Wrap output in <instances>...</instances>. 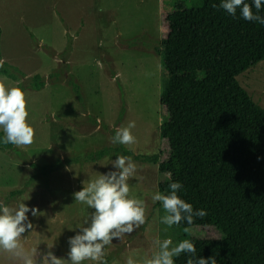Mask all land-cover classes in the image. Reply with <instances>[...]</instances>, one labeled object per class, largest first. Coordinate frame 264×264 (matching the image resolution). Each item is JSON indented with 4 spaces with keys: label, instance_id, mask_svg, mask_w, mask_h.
I'll return each mask as SVG.
<instances>
[{
    "label": "rangeland",
    "instance_id": "1",
    "mask_svg": "<svg viewBox=\"0 0 264 264\" xmlns=\"http://www.w3.org/2000/svg\"><path fill=\"white\" fill-rule=\"evenodd\" d=\"M202 0H0V61L17 67L29 116L35 130L31 146L0 149V202H24L42 213L22 234L26 248L37 249L35 264L51 251L70 264V240L90 224L94 209L75 202L74 193L90 180L118 170L116 147L135 155L159 154L169 145L163 130L169 114L162 103L165 46L197 45L207 25L200 15ZM46 82L31 88L35 75ZM253 100L264 108V61L238 76ZM6 87H19L0 75ZM179 132L215 133L217 108L180 106ZM134 122L136 142L113 144L116 129ZM2 130V129H0ZM3 131V130H2ZM113 149L100 159L90 156ZM129 157V156H127ZM136 165L129 178L130 198L144 201L146 223L105 247L107 264H145L158 252L156 239H220L216 227L168 228L152 196L168 178L154 163L131 157ZM13 189H24L10 197ZM88 224H85V218ZM0 264H23L0 251ZM85 264H99L87 261Z\"/></svg>",
    "mask_w": 264,
    "mask_h": 264
},
{
    "label": "trees",
    "instance_id": "2",
    "mask_svg": "<svg viewBox=\"0 0 264 264\" xmlns=\"http://www.w3.org/2000/svg\"><path fill=\"white\" fill-rule=\"evenodd\" d=\"M221 0H202L200 15L207 25L201 30L197 45L165 46V79L162 103L169 118L163 137L169 145L163 160L159 154L135 155L123 146L117 153L157 164L168 178L159 184V192L169 193V184L180 182L178 195L207 215L194 217L192 224L180 228L216 227L220 239L191 241L196 256H214L217 264H264V108L256 103L240 84L238 76L264 61V24L244 20L237 9L229 15L219 5ZM254 14L264 17V0L257 13L253 0H245ZM216 5V7H213ZM17 67L7 62L0 75L18 82L24 90ZM31 88L40 90L46 82L35 75ZM196 105L217 108L215 133L179 132L177 108ZM4 136L0 130V140ZM1 150L18 149L0 143ZM113 149L104 148L91 159H100ZM24 189H13L10 197ZM190 254L174 258V264H186Z\"/></svg>",
    "mask_w": 264,
    "mask_h": 264
},
{
    "label": "clouds",
    "instance_id": "3",
    "mask_svg": "<svg viewBox=\"0 0 264 264\" xmlns=\"http://www.w3.org/2000/svg\"><path fill=\"white\" fill-rule=\"evenodd\" d=\"M253 4L258 13L262 0H253ZM219 7L233 17L239 8L244 20L264 24V17L254 14L252 7L245 3V0H221ZM2 66L3 61H0V67ZM28 116L26 95L22 88H8L4 83H0V129L4 133L0 143L16 148L31 146L34 143L35 130L27 122ZM134 127L135 123L129 122L127 126L116 129L111 142L120 145L134 144L136 140L131 132ZM112 163L118 172L102 174L74 193L76 203L86 205L87 208L94 209V212L91 214L90 224L88 218H85V224L88 226L82 227V234H77L70 240V264H85L87 261L107 264L103 259L105 247L110 245L114 238L120 239L123 234L130 235L146 223L144 201L129 196L128 180L135 174L136 165L131 157L127 156H117ZM168 187V194L156 192L152 196L153 203L160 202L165 212V215L160 217L162 224L168 228L179 225L182 221L192 224L194 217L203 218L207 215L203 209L194 212L193 206L178 195L183 187L180 182H172ZM29 212L33 217L42 214L39 209L30 208L23 201L16 207L0 202V251L22 260L23 264H35L34 256L37 251L35 247L26 248L21 242L22 234L33 228ZM154 243L159 250L153 258L146 260L145 264H174V258L181 254H190L186 264H217L214 256L194 260L192 257L196 256V247L191 240L185 239L173 244L171 239H156ZM42 264L66 262L48 251ZM127 264L135 262L129 258Z\"/></svg>",
    "mask_w": 264,
    "mask_h": 264
},
{
    "label": "crops",
    "instance_id": "4",
    "mask_svg": "<svg viewBox=\"0 0 264 264\" xmlns=\"http://www.w3.org/2000/svg\"><path fill=\"white\" fill-rule=\"evenodd\" d=\"M2 131V130H1Z\"/></svg>",
    "mask_w": 264,
    "mask_h": 264
}]
</instances>
